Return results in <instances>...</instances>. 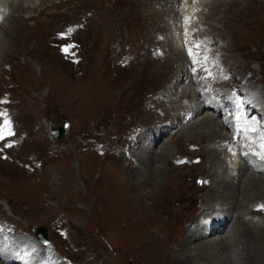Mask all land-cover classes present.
I'll return each mask as SVG.
<instances>
[{
	"label": "rangeland",
	"instance_id": "rangeland-1",
	"mask_svg": "<svg viewBox=\"0 0 264 264\" xmlns=\"http://www.w3.org/2000/svg\"><path fill=\"white\" fill-rule=\"evenodd\" d=\"M26 2L23 1L24 5H20L18 11L16 9V12L11 14L14 18L20 15L23 24L19 34H13L14 39L5 48V53L0 54V75L1 71L3 72L0 76V83L6 82L7 85L6 88L0 85V100L8 101V103L0 104V109L10 114L16 133L9 140L0 142V148H3L4 143L15 141L14 147L0 152V234L9 233L11 234L9 237L20 238V241L35 242V229L43 227L46 230L47 239L52 243L50 250L53 249L54 255L62 263L154 264L155 260L150 254H147L148 256L139 255L137 236H135L136 232L134 233L137 229L133 226L129 228L132 224L131 218L133 217L130 211L133 207L135 211L139 209L135 212L138 217L143 215L138 204H133L134 201L131 199L137 201L140 195H144V191H138V189L134 190L135 192L132 191L134 188L126 173L128 164L99 157L107 156L108 152L112 150L114 152L116 149L123 156L129 157L127 155L131 149L129 145L136 142L139 133L148 130V127L141 128L135 125L142 120L147 126L146 123L150 121L148 112L152 109L153 98L166 100L164 95H167L166 104L169 112L174 113V110H177L181 119L186 112L177 107L175 98L170 95L176 94V91L174 89L168 91V88H165L167 83L164 84L167 74L165 66L157 65L160 68L155 67L149 69L150 71L142 68L140 71L134 70L129 73L130 68L125 72V74L128 73L127 75L121 74L116 69L119 68L117 66L116 68L110 67V65H115L121 54L125 52L128 55L130 52L135 55L151 56L150 49H148L150 45L145 41L146 36L143 34L147 32L146 27L150 26L149 23L154 22L155 16L149 15L146 9H142L143 0H34L33 5L28 7H26L28 5ZM153 3L151 8L154 10L163 4L162 2ZM196 6H198L196 7L197 13H192V19L198 24L200 21L203 26L199 13L202 11L206 13L207 9L203 4ZM88 9L90 13H92L91 9H95L98 19L91 28L89 25L92 21L76 25L81 27L73 35V44L78 45L84 36L91 32L93 36L90 37L93 41L90 39V42H85L83 47L79 44L77 51H70V57H64L61 46L53 43L52 37H49L47 42L44 41L43 32L49 30L55 33L56 37V33L66 30L67 24L77 22L78 16L89 11ZM164 17V22L173 25L170 15ZM207 17L208 22L203 27L198 25L201 29L191 30L192 36L189 40L183 41L184 45L192 47L201 42L204 51L209 50L207 52L212 54L218 67L217 81L220 83L216 85L217 88H214L215 92L226 93L228 96L229 90L233 91L234 88L242 92L247 89L244 92L251 93L255 99L258 97L261 104H264V0H223V2L220 0L209 9ZM177 18L179 19V16ZM133 19L136 20L133 21ZM0 25L1 43L7 37L1 30L11 29L13 20L10 22L2 20ZM175 26L178 27L179 24L176 23ZM133 29L136 31L132 37ZM171 29H169V34L173 32L171 34L178 39L183 37V31L182 35L178 36L179 31L175 27ZM205 29L206 32H204ZM142 30L145 31L143 34L140 33ZM199 31L204 32L203 36L198 35ZM158 36L161 38L162 34ZM203 40L206 45L202 44ZM188 42L191 45H188ZM179 43L181 44V41ZM82 48H85L82 51L83 55L80 54ZM71 53H75V56ZM169 53L172 54V50ZM73 60H78V62L73 63ZM69 61L72 65L68 64ZM122 61L128 60L123 59ZM10 69H13L12 73ZM187 70H189L188 66ZM179 85H176V89H179ZM186 86L187 82H184L182 87ZM192 86H190L191 90ZM197 88L199 89L200 86H196L195 90ZM206 89L200 94L209 91L208 87ZM258 93L259 96H257ZM182 103L185 106L189 105V101L185 99ZM261 104L256 107V111L259 112L262 109ZM143 105L148 107L144 114L141 109ZM161 107L165 108V106ZM211 112L204 110L198 117L201 119V116H207L206 113H208L216 120L221 119V114L216 116ZM157 113L162 114L160 110H157ZM65 122L69 124L68 129L60 138L54 137L50 128L62 127ZM166 125H169V122L154 124L151 128H161ZM212 129L211 125L209 129L202 131L204 135L201 132L202 145L205 141L214 139L211 137L213 134L224 133L218 128ZM168 130L158 139L154 150L163 142H168L170 154L164 161V166L181 167V169L168 170V177L164 179V182L173 184L171 178L176 179L177 176L180 177V181L176 187L170 185L172 187L170 193L165 192L159 198L160 200L156 201L157 211L154 214L163 221L167 220L165 221L168 228L167 233L159 235L158 240L162 242L168 234L169 248L173 250L182 243L183 234L193 219L198 218L201 211L199 208L202 210L204 206L213 208L211 203L218 199L211 197V188L220 175L216 179L208 176L209 173H204L203 168L209 162L210 157L209 152L207 154L204 152V147L200 146L199 152L192 154L191 150L195 149V146L184 145L186 153L175 152L177 148H182L184 141L177 139V135L169 141L175 129ZM188 140L191 143H200L196 141L194 134L190 135ZM228 149L226 152L231 159H228L227 163H231V166L239 165L237 155H233ZM3 156H6V159ZM179 156H182L181 161L184 163L177 164L176 160H173L174 157ZM191 164L195 166V169L189 168ZM149 176L152 178L150 180H153V176ZM198 181H206L205 184L209 182V187L205 189L204 183H197ZM113 189L116 190L114 192L116 195ZM172 192L175 194L173 195ZM100 198L115 205L111 210L113 214L102 211L98 202ZM253 204H248V209L242 211L247 219H252L256 213V210H251ZM167 212L172 213L169 215ZM210 212L214 211L210 210ZM183 217L186 219L184 220ZM254 221L253 223L258 222ZM262 222L261 224H264V221ZM153 230L156 229L152 228ZM150 231L151 229L147 230L148 233ZM174 238L178 239L174 240ZM212 239L216 240L218 237ZM37 242L34 248L39 246ZM3 250L4 247L0 246V253ZM164 256L167 258L166 251ZM46 257L48 261V256Z\"/></svg>",
	"mask_w": 264,
	"mask_h": 264
},
{
	"label": "bare ground",
	"instance_id": "bare-ground-1",
	"mask_svg": "<svg viewBox=\"0 0 264 264\" xmlns=\"http://www.w3.org/2000/svg\"><path fill=\"white\" fill-rule=\"evenodd\" d=\"M23 1L26 2V0H0V15L2 16L0 22L2 20L9 21V22L13 20V25L11 26V29L6 30L4 28L3 30H1L7 37L5 40L1 41V43H0V54L5 53V48L8 47L9 44L11 43V41L14 39L13 34H17V35L19 34L18 32L20 31L21 25L23 24L22 17L19 15L17 18H14L11 14L15 13L16 9L18 11V9L20 8L19 7L20 5H24L22 3ZM139 1H142V0H139ZM218 1H220V0H143V2H141L142 3V9L143 8L146 9V11L148 12L149 15L155 16L154 22H150L149 23L150 26L146 27L147 32H145L143 30L140 32L141 34H143L145 32V34H143V35L146 36L145 41L147 42L148 45H150V48H148V47L147 48L150 49V52H151L150 55L151 56L148 57L147 54H145V56H141L140 54L135 55V53L132 54L130 52L128 55L125 52V53L121 54L119 59L116 61L115 65H113V66L110 65V67H113V68H116V66L119 68H122V69L116 68L119 72H121V74H125V72L128 71L127 69H130V68H131V71L129 70V73L134 71V70L140 71V70H142V68H146L147 70H149V69L151 70V69H153L155 67H159L161 65H163V67L165 66V69L167 68V74L165 73L166 79L164 78V84L167 82L165 84L166 85L165 88H168V91H171L172 89H174L176 91V94H170V95H172V97L175 98L177 107H179L181 109V111L182 110L186 111L183 114V118L181 119L179 117L180 113L177 110L176 111L174 110V113L169 112V108L166 104L168 102V98H166L167 95H164V98L166 100L154 99L153 97H151V98H153V103L151 104L152 109L149 110V112H148V114L150 116V121L148 123H146L147 126H145V123L142 120L135 125L136 127L140 126L141 128L148 127V130H145V131L139 133L137 138H136V142H134L133 145H131L129 143L130 144L129 148H131L129 151V154H127V155H129V157H127V156L125 157L122 154H120V151H118V149L115 150L118 153L115 151L113 152V150H112L111 152H108L109 154L107 156L99 157L102 159L105 158V159H109V160H113V161H117V162L123 161L124 163L128 164V169L126 170V173L128 174V179H129L131 186L134 188L132 191L135 192L134 190H137V189H138V191H144V195H140L138 197V200L136 199L137 201H135L134 199H131L134 201L133 204H135V203L138 204V206L140 208V212H142L143 215L138 217L135 214V212H137L139 209L137 211H135L134 210L135 207H133L132 210L130 211L131 217H133V218H131L132 224H131V227H129V228L131 229V228L135 227V229H137L134 231V233L136 232L135 236H137L136 240H137L138 245H139L138 246L139 255L150 254L151 258H153V260H155L154 264H173V263H175V264H264V224H261V223H263L262 221H264L262 219V218H264V211H258L257 207H256L258 205H264L263 204L264 203V174H262V172L259 173V172L253 171L250 168L249 164L246 162V160L244 158L239 157L240 152L237 149H235L236 147L234 145L230 144V142L232 140L230 132L228 131L226 124L221 119L216 120L212 116H209L208 113H206L207 116H204V117L201 116V119L198 117V115L204 110H206L207 112L212 111L211 112L212 115H216V116L220 115L218 113L219 111L215 110L216 103L215 102L211 103L212 99H211V95H210V90H214V86L216 87V85L220 84L219 81L214 80L212 77L208 78L207 80L195 79L196 81H194L192 73L190 72V70H187V66L190 69L191 63H190V60L186 54V50H185L186 46L184 45L183 41L189 40L191 38V36H192L191 30L193 28L197 29L199 24L201 25V27H203L208 22L207 15L209 13V9L212 6H214V3L218 2ZM153 2H162L163 4L160 6L158 5L159 8L154 10L153 8H151V4ZM222 2H223V0H222ZM26 3L28 4V5L26 4L27 5L26 7H28L30 5H33L34 0H28V2H26ZM153 4H156V3H153ZM197 4H200V5L203 4V6H205L207 9L206 13H203V11H202V13L201 12L199 13V15L202 19V22H203V26H202V23L200 21L198 24V22H195L192 19V13H194V12L197 13L196 7L199 6V5L196 6ZM138 6H140V5H138ZM152 7H153V5H152ZM91 11H92V13H90V10L87 12H85L83 10V12H85V13L80 14L79 16L77 15L78 16L77 22L67 24L66 30H64L62 32H58V33H65L69 29H72L71 33L66 38H64V39L59 38L57 35L58 33H56V37H55V33H52L49 30H46L45 32H43L44 33L43 34L44 41L47 42L49 37H52V42L58 44V46H62V44L63 45L73 44V38H74L73 35L77 31H79L80 27H81V26L77 27L76 25H78V24L81 25V24H85L87 22L89 23L92 21L89 25L90 26L89 28L94 27L93 23L98 19V17H97L98 15H97L95 9H91ZM137 11H138V8H137ZM166 15L167 16L170 15V17H171L170 20L173 21V25H170L169 23L164 22L163 17ZM177 16H179V19L177 18ZM99 17H101V16H99ZM195 18H196V15H195ZM30 19H31V17H30ZM176 19H178V21H176ZM186 19H187V22H185ZM135 20L133 19V21H135ZM257 20H259V19L257 18ZM175 22L177 23V25L179 24L178 27L175 26L176 25ZM252 22H253V20H252ZM255 22H256V20H255ZM172 27H175V29L179 31V32L177 31L178 36L182 35V31H183L184 32L183 37L178 39L177 37L173 36L174 34L173 35L171 34L173 32H170V34H169V29H171ZM207 28L208 27H206V29ZM0 29H1V27H0ZM206 29L204 30V32H206ZM89 31H90V29H89ZM134 31H136V29H133V31H132V33H131L132 37L134 36ZM171 31H172V29H171ZM83 32H86V31H83ZM204 32L199 31L198 35H202ZM86 33H89V32H86ZM92 34H93V32L86 34V36H84L83 40L81 39L82 41H80L78 43V45L80 44L81 47H83L85 42L89 43L90 42L89 40L91 39L90 36ZM95 34H97V33H95ZM161 34H162V36H161V38H159L158 35H161ZM195 37H197V36H195ZM138 39H140V38H138ZM195 40H197V39H195ZM141 41H142V39H141ZM180 41H181V44L179 43ZM199 43H201V42H199ZM204 43H205V41L202 44H204ZM207 43H209V42H207ZM78 45H77V47L70 49V51H72V52L77 51ZM188 45H191V43L188 42ZM204 45H206V44H204ZM207 46H209V45L207 44ZM187 47H191V46H187ZM84 49L82 48L81 52L79 51L81 55H83L82 51H84ZM170 50H172V54L169 53ZM193 50L195 51L196 49L193 48ZM204 50L205 49H203V47L201 46V48H200L201 56L206 54ZM207 51H209V50H207ZM154 54L156 56H154ZM211 56H212V54H211ZM64 57H65V55H64ZM68 57H70V52L68 54ZM123 59H127L128 61H122ZM186 59H188V60H186ZM214 59H216V58H214ZM92 60H94V59L92 58ZM92 60H91V62L93 63ZM68 64L72 65V62L69 61ZM157 65H159V66H157ZM162 71H163V69H162ZM162 71H161V73H162ZM12 72H13V69H10V73H12ZM2 74H3V72L1 71V75ZM127 74L128 73H126L125 75H127ZM205 75H206V73L203 71H200L197 73L198 77H204ZM141 76H142V74H141ZM162 76L164 77V75H162ZM137 80H139V79H137ZM149 80L151 81V79H149ZM158 82H160V81H158ZM184 82H187L186 87H182V84ZM245 82H246V80H245ZM141 83H138V84H141ZM236 83H238V82H236ZM260 83L262 85V82H260ZM178 84H180L179 89L178 88L176 89V85L178 86ZM0 85L4 86L3 88H6V86H7L6 82H2V83H0ZM191 85H193L191 87V88H193L192 90L190 89ZM199 85H200V88L199 89L197 88L195 90V87L196 86L198 87ZM136 86L138 88L137 84H136ZM229 86H231V85H229ZM241 86H243V85H241ZM250 86H251V84H250ZM128 87H130V86H128ZM207 87L209 88V91L208 92H202L204 94H200L201 91L207 90L206 89ZM244 90H247V89H244ZM244 90H243V92H244ZM119 91H121V90H119ZM166 92H167V90H166ZM217 96H218V93H213V98L217 97ZM257 96H259V93ZM260 96L262 97L263 95H260ZM184 99L189 101V105L185 106L182 103V101ZM206 101L209 103L206 104ZM255 101H257L259 104H261L258 97L255 99ZM261 105H262L261 111L264 114V104H261ZM161 106H165V108H163ZM141 109H142V113L144 114L148 110V107H144V105H143L141 107ZM157 110H160V112H162V114H158ZM188 117H190L191 119H189L188 122H186L185 120ZM198 119H200V120H198ZM141 122H143V123H141ZM164 122H166V123L169 122V125H166V126L161 127V128H156V127L151 128V126L154 124H161ZM131 123L133 124V122H131ZM174 124H176V125H174ZM211 125L213 126L212 130L218 128V130H221L224 133L221 135L219 133L213 134L211 137H213L214 139H212V140L209 139L210 141H208V142L205 141V143L202 145L201 142L203 140L200 141L202 139L201 132L202 131L204 132L205 129H209L211 127ZM172 128L175 129V131L173 132L172 136H170L169 141H172L174 136H176V135H177L176 136L177 139L184 141V143L182 144L183 145L182 148H180V147H179V149L177 148L178 150L177 149L174 150L175 152L178 151L179 153H186L185 152L186 151L185 146H187V147L188 146H195V149L191 150V152L193 154V153L199 152L200 146L204 147V152L206 154L208 152L210 153L209 162H207V164L203 168L204 173H206V172L209 173L208 176H213V178L214 177L216 178L220 175V177H218V179L216 178L217 181H216L215 185L212 186V188H211V197H213V199H214V197H216L218 199L217 201H214L213 203H211V206H213V208H206L205 206H204L203 210H202V208H199V209H201V211L199 212L198 218L195 217L193 219V222L187 227L185 233L183 234L182 243L179 246H177V248L173 249L171 247L173 250H171L169 248L170 242H169L168 234L166 237H164L162 242H160L158 240L159 235H162L163 233L166 232V229H168L167 225L165 223V221H167V220L163 221L162 219H159L157 215L154 214L155 211H157L156 210V208H157L156 201L163 194H165V192L170 193V190L172 189V187H176L177 183L180 181V177L177 176L176 179L171 178V180L173 181V184L172 183L171 184H165V182H164V179L168 177V170L178 171L181 169V167L169 168V167L164 166V161L167 159V157L170 154V150L168 148V142H166L167 140L165 141L166 143L163 142L157 149L155 148V150H154V147L156 146L158 139L161 138V136L163 134H165L168 129H169L168 131H170ZM183 128H185V129H183ZM181 129H183V130H181ZM203 132H202V134H203ZM192 134H194V138L196 139V141H198V142L200 141V143L189 142L188 138ZM208 144L210 146H207ZM229 147H231L232 152H236V154H238L237 158L239 157V165L235 164L234 166L233 165L231 166V163L230 164L227 163L228 159H231L230 155L226 152L227 148H229ZM253 147H255V145H253ZM246 150L247 149H243L242 152H245ZM257 151H258V149H257ZM3 157H6V156H3ZM251 157H254V156H251ZM181 159H182V156L173 158V160H176V161L181 160ZM200 160H201V158H200ZM233 160H235V159H233ZM191 161H192V159H191ZM233 164H234V162H233ZM260 164H261L260 166L264 167V163L260 162ZM26 166H25V168H26ZM194 167L195 166H193L192 164L189 166L190 169H195ZM16 169H17V167H16ZM104 171H106V170H104ZM204 173H202V175ZM148 175L153 176V180H150L151 177L150 176L148 177ZM208 176L206 178H208ZM102 179H103V177H102ZM116 180H117V178H116ZM208 183L207 184L204 183V186L206 187L205 189H207L209 187L210 183L209 184ZM170 185H172V187ZM119 186H122V185H119ZM115 188H117L116 184H115ZM118 191H120V190H118ZM128 191H131V190L128 189ZM132 191H131V193H133ZM109 192H111V191H109ZM114 192H116V190H114L113 193ZM172 193H173V195L175 194L174 192H172ZM107 194H108V192H107ZM114 194L116 195V193H114ZM99 196H101V195H99ZM110 196H111V194H110ZM112 196H113V194H112ZM167 196H168V194H167ZM113 199H114L113 201H115V198H113ZM162 201L164 202L165 200H162ZM98 202L100 203V205L102 207V211H104L105 213L111 212V210L114 209L115 205H112L109 201H106L104 198H102V199L100 198V200ZM173 202H174V200H173ZM130 203H132V202H130ZM130 203H127V204H130ZM193 203H194V201H193ZM250 203H254L251 210L252 211L256 210V213L252 219H250V218L247 219L242 214V211L244 209H248L247 206ZM122 204H124V203H122ZM189 204H190V202H189ZM117 206L119 207V205H116V207ZM164 206H166V204H164ZM164 206L163 207L160 206V208H164ZM127 207H129V205ZM189 207H190V205H189ZM176 210H178V209H176ZM210 210H213L214 212H210ZM125 211H127V210L125 209ZM187 211H190V210L187 209ZM111 214H113V213L111 212ZM124 214L127 215L128 213L127 214L124 213ZM173 214H174V211H173ZM114 215H112V216L114 217ZM125 215H124V218H125ZM162 215H164V214H162ZM179 216L182 217V215H180V214H179ZM170 217H168V218H170ZM183 219L185 220L186 218L183 217ZM206 219H209V226H206L204 223H202V221L206 220ZM254 220H257L258 222L253 223V222H255ZM126 221H128V219ZM129 224H127V225H129ZM169 224H170V222H169ZM185 224H187V223H185ZM177 225L179 226V224H177ZM213 225H218V227L215 228ZM169 226H171V224ZM126 228H127V226H126ZM152 228H155L156 230L152 231ZM148 229H151L150 233L147 232ZM180 229L178 231H180ZM132 230H130V231L133 232ZM168 232H170V231L168 230ZM175 233H176V231H175ZM180 235H181V233H180ZM4 236H6V235L0 234V246L4 247V250L0 253V264H12L11 257H12V253L14 251V247H13L11 242L18 243V242H21L20 241L21 239L20 238L15 239V238L9 237L10 236L9 233H8L7 237H4ZM172 237H174V236L172 235ZM214 237H216V238L218 237V239H216V240L212 239ZM36 239H35V242L38 240V239L37 240ZM175 239H178V238H174V240ZM179 241L181 242V238ZM176 243H177V241H176ZM131 247L133 248V245ZM165 251L167 253V258H166V256H164ZM131 252H132V250H131ZM43 255H44V250H42L41 247H38L34 253V259L39 258L40 256H43ZM61 262L62 261H58V258L52 256L51 262L49 264H61Z\"/></svg>",
	"mask_w": 264,
	"mask_h": 264
},
{
	"label": "snow or ice",
	"instance_id": "snow-or-ice-1",
	"mask_svg": "<svg viewBox=\"0 0 264 264\" xmlns=\"http://www.w3.org/2000/svg\"><path fill=\"white\" fill-rule=\"evenodd\" d=\"M187 22V19L186 21ZM72 29H69L65 33H58V37L61 39L66 38ZM77 47L75 44H65L61 46V52L67 57L70 49ZM193 48L196 50L194 51ZM201 43H196L192 47L186 46V54L191 62L190 72L192 73L193 79H205L212 77L214 74L212 70L207 67L209 58L207 56H201L200 53ZM75 56V53H71ZM73 63H77L78 60H73ZM215 64V60L212 61ZM203 71L206 73L204 77H198L197 73ZM227 77H225L226 79ZM229 101L232 103V109H229L228 115L232 119V130L234 133V139L239 136L242 141H247V152H242L245 158L248 156H255L259 161L264 163V123L257 122L251 117H246L244 109L242 107L241 101L236 98V94L233 93L229 97ZM8 103L7 100H0V104ZM228 123V121H225ZM254 135H251L253 134ZM16 133L14 132L13 122L11 121L10 114L3 109H0V142L9 140V138L14 137ZM255 145V147H253ZM15 146V141L4 143L3 148H0V152H3L6 148H11ZM258 149V151H257ZM231 151V148L228 149ZM235 154V153H233ZM6 158V157H5ZM177 164L184 163V161L178 160ZM198 183H206V181H198ZM258 211H264V205L256 206Z\"/></svg>",
	"mask_w": 264,
	"mask_h": 264
},
{
	"label": "water",
	"instance_id": "water-1",
	"mask_svg": "<svg viewBox=\"0 0 264 264\" xmlns=\"http://www.w3.org/2000/svg\"><path fill=\"white\" fill-rule=\"evenodd\" d=\"M68 127H69L68 122H65L62 127H58V128L57 127H51L50 132L54 137L60 138L63 135V133L68 129ZM35 236L38 237L39 239H41V241H43L45 244H50V242L47 239L45 228H43V227L36 228L35 229Z\"/></svg>",
	"mask_w": 264,
	"mask_h": 264
}]
</instances>
